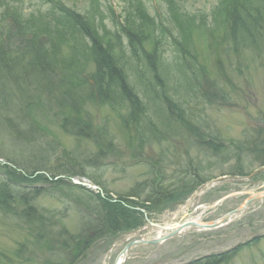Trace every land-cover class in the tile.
Instances as JSON below:
<instances>
[{"label": "rangeland", "instance_id": "obj_1", "mask_svg": "<svg viewBox=\"0 0 264 264\" xmlns=\"http://www.w3.org/2000/svg\"><path fill=\"white\" fill-rule=\"evenodd\" d=\"M169 1L61 0L58 4L54 0V11L48 12L49 4H41L40 0H26L22 11L11 14V16L30 18V21L35 20L40 26L44 23L46 15H50L49 13H53L54 18L51 21L55 23L59 22L56 19L59 18L57 15L59 13H70L77 9L88 13L89 21L97 27L98 34H101L103 40L115 45V53L119 51L120 45L124 47L126 59H129V62L124 61V65L131 75L132 84L139 91L146 87V84L139 79V75L149 71L148 61L145 54H141L142 61L137 64L136 62L139 61L136 56L129 53L128 38L124 29L126 7L129 8L133 4L135 8L137 2H142L146 6L150 16L156 21V35L159 39L162 38L161 43L165 48L164 69L159 68V72L163 74L166 86L161 87L154 83L161 93L154 94L151 91L143 97L144 102L149 105V113L153 117H156V112L161 115L162 122L158 118L156 120L163 131L149 139L153 141L151 144L144 143L143 147L142 144L140 146L141 138L138 134L135 132L132 134L123 126L122 109L114 110L110 105H100L96 100L88 99L84 112L93 125L84 130L87 138L78 139L71 133L77 128L73 129L68 121L65 122V119H70L68 117L70 109L61 106L64 102L60 99L67 97L61 95L60 89L52 96L46 94L37 98V103L42 100V103H47L46 101L50 99L52 105L50 109L37 111L30 109L29 105L35 103L32 99L28 104L24 102L22 105H18V100L13 101L8 107L9 113H4L0 109V154L4 157L3 162L0 161V187L3 181H9L8 176L15 172L18 178L11 177L12 182H7L5 187H14L12 193H24L25 190L26 193H42L36 198V203L40 208L47 209V212H53L55 215L51 214L54 215L51 220L55 219L58 225L67 228L66 231L69 233L76 232L80 217L73 209L68 213L69 209H66V205L72 203L74 193H85L80 187L68 182L75 174L82 175L81 179L85 176L86 179L99 180L101 186L111 191L114 197L125 196L131 191L138 193L135 198H127V200L134 199L136 206L140 204V208L146 211H141L142 223L145 226L148 225V221L174 224L189 216L195 218L200 216L198 221L211 222L223 212V209H228L231 205L227 201L220 208L216 206L215 201L209 205L208 203L214 200L215 196L230 193L232 194L230 201H243L249 195L264 190V180L250 187L224 184L219 189L212 188L207 193L190 197V186L179 189L183 187L184 182L180 183V181L187 174L185 173L187 170L192 171L195 168L199 176H215L230 173L234 169L233 162H221L222 158L218 157V151L208 146L200 147L195 143L190 145L192 154L189 152L193 161L188 162L185 150L188 146L186 141L191 137L188 130L197 134L199 128L203 127L200 130L206 134L217 135L212 141L218 150L222 148L221 142L238 143L246 154L243 156L244 162L255 157L257 153L254 149H264V32L260 33V36L256 35L257 43H251L253 41L249 38L245 41L240 39L241 41L236 42L235 48L231 38L229 42L224 41L225 46H221L219 52H216L213 47L218 45L226 30V11L220 16H214V12L222 8V6L218 7L219 0H171L172 3ZM171 6L182 18L193 19L192 22L196 25L201 24L202 28L194 29L191 33L190 44L191 53L196 57L195 65L193 64L191 70L196 71L198 75H194L191 71H188L187 76L183 75V70L188 69L185 50L182 45L178 46L182 41L183 32L175 20V12L171 10ZM31 11L34 13H26ZM3 17L0 13L1 21L5 18ZM1 21L0 28L4 27L3 24L10 23ZM162 27L168 28L169 33L162 32ZM5 39V34L0 33V42H4ZM11 40L13 41L14 38ZM69 40L74 42L73 39ZM16 44L21 46L19 41ZM16 44L11 45L18 48ZM153 44L154 40L145 43L148 52L153 49ZM71 45L61 43L60 53L69 56ZM162 46L160 50H163ZM188 57L191 55L188 54ZM201 67H205L208 78L200 72ZM89 70H93V67ZM190 73L192 77H190L191 81H188ZM152 75L150 72L149 76H146L153 79ZM11 87V85L7 86L8 92ZM86 88H90V85L88 84ZM170 99L174 103L173 112L166 102ZM182 114L183 120L180 118ZM70 115L74 116V113ZM186 121L190 128L180 129L188 125ZM171 126H174L175 130L170 131ZM163 135L167 137L163 138ZM214 145L211 143L210 146L214 148ZM108 149L110 150L107 152ZM178 157H181L179 166L176 165ZM74 161L78 166H73ZM250 166V164L245 165L247 169ZM257 166V163L252 164L251 169ZM69 170H72L71 175L67 173ZM176 172L184 173L179 177ZM259 172L258 175L264 176V170ZM155 176L163 179L162 184L165 187L177 186L180 183L177 186L179 190H175L181 193V197L189 198L176 206L170 207V203H164V207L156 206L157 209H151L147 206V198L145 199L150 191L149 188L140 193L135 187L139 182L142 183L147 179L152 183ZM191 176L188 179L193 181L194 177ZM23 177L25 181L21 180ZM45 177L50 179L35 181ZM131 203L135 205L134 202ZM253 211L254 217H251L249 213ZM58 227L53 228V237L55 235L57 237ZM150 229L142 232V236L155 238L159 235L158 229ZM261 233H264V201L252 203L241 216L220 228L187 230L162 244L134 246L128 251L129 259L125 264H189L203 256L230 251L236 245L252 240L253 236ZM138 235L130 232L102 240L93 244V248L90 246L91 248L76 261H71L68 253L57 255L56 260L58 264L67 262L113 264L124 245L130 240L128 238ZM26 236L27 230L0 216V264H44L48 260L47 252L44 250L36 254L35 262L26 260L32 256L30 249L26 250L23 259L15 254L19 244L29 238ZM61 259L65 260L61 261ZM223 264H264V238L241 248Z\"/></svg>", "mask_w": 264, "mask_h": 264}, {"label": "trees", "instance_id": "obj_2", "mask_svg": "<svg viewBox=\"0 0 264 264\" xmlns=\"http://www.w3.org/2000/svg\"><path fill=\"white\" fill-rule=\"evenodd\" d=\"M169 3H172V1L170 0ZM219 4L218 7L222 6V8H218L219 10L214 12V16H220L226 11V30L225 35L222 36L223 40L220 39L217 47H213L214 50H219L221 46H225L224 41L229 42L231 38L235 48L236 42L240 39L245 41L249 38L253 41L251 43H257L256 35L260 36V33L264 32V0H219ZM171 10L175 12V20L181 26L183 32L182 41L178 43V46L182 45L185 50L188 69L183 70V75L186 76L196 60L190 50L191 33L194 29H199L201 24L196 25L192 22L193 19L182 18L173 6H171ZM125 12L126 23L124 29L128 38L129 53L136 56L139 61L136 62L137 64L142 61L141 54H145L148 61L149 71L139 75V79L146 84L143 95H148L151 91L154 94H159L155 84L163 85V74L159 72V68L164 69L163 55L165 54V48L161 43L162 38L159 39L156 35V21L150 16L142 2H137L135 8L133 4L129 8L126 7ZM6 13L10 16L9 14L15 12ZM85 14L75 13L73 15H61L56 18L59 21L56 23L57 32L51 29L54 22L44 21L42 25L38 26L35 20H31L33 22L31 23L29 20L23 21L20 19L21 16L19 18L11 17L12 22H14V29H7L8 32L21 34L22 36L25 33L34 35L39 33L41 29H46V32H54V37L59 39V43L51 49L47 47L38 48L36 43L27 42L20 46L12 41L9 35H5V41L0 42V82L2 84L0 86V109L4 113H9L8 107L11 106L13 101L18 100L19 96L20 100H26L27 104L31 99L34 100L35 103L29 105L30 109L32 108L34 111L47 110L52 108L51 102H49L50 99L46 101L47 103H42L43 100L37 103V98H41L46 94L52 96L60 89L61 95L67 97L66 99L63 97L60 99L64 102L61 106L70 109L68 115L70 119H65V122L68 121L73 129L77 128L71 133L78 139L87 138L84 130L93 125L84 112L86 99H88L96 100L100 105H110L114 110L122 109L124 113L121 116L124 127L132 132L131 126H133L136 131L134 132L142 136L143 140L147 142L151 134L158 133L160 126L156 119L158 118L162 122L161 115L156 112V117H153L149 113V105L144 102L135 85L132 84L131 75L124 65L126 59L124 47L120 45L119 51L121 53L119 51L115 53V45L110 41L105 42L103 40L101 34H98L97 27L89 21L90 16L88 13ZM34 23L35 25H33ZM161 29L162 32L169 33L168 28L162 27ZM69 39H73L74 42H70ZM148 40H154L153 49L150 52L147 51L145 45ZM13 43L18 48L12 47L11 44ZM61 43L72 44L69 56L60 53L59 45ZM161 46L163 50H160ZM188 54L191 57H188ZM186 64L184 65L186 66ZM90 67H93V70H89ZM201 71L206 76L205 67H201ZM150 72L153 74V79L144 80L145 75ZM147 81L150 83H147ZM88 84L90 88H86ZM8 85L12 86L9 92L6 89ZM59 102H57L58 105ZM167 102L169 103L168 108L172 109L173 112L174 103L172 99L167 100ZM70 113H74V116ZM180 118L184 119L183 114ZM186 122L188 124V121ZM187 127H190V125L188 124ZM82 133L84 134L82 135ZM202 137L200 134L199 140ZM206 143L211 149L216 150V148L210 146L211 143L208 140ZM75 165H77L76 161L73 162V166ZM67 173L71 175L72 170ZM11 177L18 178L15 172H12L8 178L12 180ZM21 180H24V177ZM35 181H42V179H35ZM6 183L4 180L3 185L0 187V215L27 230L29 238L20 243L15 250V254L21 259L25 258L27 249L32 250V256L26 259L27 261L35 262L36 254L43 250L48 255V260L44 264H58L57 255L63 253H68L71 261H76L90 248L93 241L105 235L130 231L142 223L141 214L132 207L134 205L124 196H119L116 200L109 195L103 198L100 194L76 186L80 187L83 192L85 191V193L76 194L72 201V203L78 205L83 219L78 230L69 233L66 228L59 225L58 227L56 220H51V217L55 215L53 212H47V209L40 208L36 203L37 196L42 193H12L14 187L9 186V188H6ZM157 183H159V180L153 181L150 193H171V189L161 185L159 188L163 191L157 189V187L156 191L155 185L157 186ZM180 183H183V187H179V189L189 186V182L183 179ZM177 186H173V191L179 190ZM55 226L59 229L57 237L56 235L53 237ZM193 264H197V262H193Z\"/></svg>", "mask_w": 264, "mask_h": 264}, {"label": "bare ground", "instance_id": "obj_3", "mask_svg": "<svg viewBox=\"0 0 264 264\" xmlns=\"http://www.w3.org/2000/svg\"><path fill=\"white\" fill-rule=\"evenodd\" d=\"M56 3H58V4H60L61 3V0H56ZM49 6H51V5H49ZM50 9V8H49ZM64 13V12H63ZM75 13H79V14H81V15H86L85 14V12H80L78 9L77 10H75V11H73V12H67V13H64V14H62V15H68V14H71V15H73V14H75ZM48 22H50V23H53L54 21H48ZM51 29H53V30H55L56 32L58 31V28H57V26H56V23L54 22V24H53V26L51 27ZM46 29H41V31L39 32V33H35L34 35H30V34H24V35H22L21 36V34H19V35H17V34H15V33H12V32H8L6 29H4V27H1L0 28V33H3V34H7V35H9V38L11 39V38H14V42L16 43L17 41H19L21 44H26V42L27 43H36L37 44V46H38V48L39 47H47V48H55L56 46H57V44L59 43V39H55L54 38V32L53 31H48V32H46L45 31ZM27 37V38H26ZM31 40V41H30ZM51 51V50H50ZM126 57V56H125ZM125 62H129V59H125ZM16 67V66H15ZM0 86H2V84H1V82H0ZM17 96H18V94H16ZM14 99H16V97H14ZM26 100H20V97L18 96V105H22L24 102H25ZM4 121V120H3ZM174 127H170L169 129H170V131H173V130H175V129H173ZM163 130L162 129H159V133L160 132H162ZM163 138H166L167 136L166 135H163L162 136ZM228 143H224L223 144V147H227L226 145H227ZM230 147H231V150L233 149V147H234V144L233 145H230ZM256 155H255V157L256 158H260V157H262L263 158V156H264V153L263 152H260L259 153V150L258 151H256ZM4 157H3V155H1L0 154V161H2V159H3ZM254 158V157H253ZM179 160H181V157H178L177 159H176V165L177 166H179V165H181V163H180V161ZM177 172L179 171V169H177L176 170ZM185 172V171H184ZM183 172V173H184ZM71 184L72 185H75V186H80V187H83V188H85L86 190L88 189V190H90L91 192H93V193H96V194H100V193H107V194H105L104 196H103V198H105L106 196H108V193H112L111 191H109V190H107L106 188H104V187H102V186H98V185H96V184H94V180H89V181H86V180H78V181H74V182H71ZM83 185V186H82ZM87 187V188H86ZM92 189H95L96 190V192H94ZM76 194H79V193H74V195H73V197H72V201H73V199H74V196L76 195ZM101 195V194H100ZM168 199H170V200H172V199H179V197L177 196V192L176 191H171V193H165L164 194V196L161 198V203H164V202H166ZM147 203H148V207H150L151 209H157L156 208V206H158V204H152V203H150V202H148V201H146ZM151 204V205H150ZM159 226V225H158ZM169 226H171V225H169ZM154 227V226H153ZM154 229H158V234H162V232H163V230L160 228V227H158V228H156V227H154ZM154 229H152V230H154ZM124 255L121 257H119V261H122V260H124Z\"/></svg>", "mask_w": 264, "mask_h": 264}, {"label": "water", "instance_id": "obj_4", "mask_svg": "<svg viewBox=\"0 0 264 264\" xmlns=\"http://www.w3.org/2000/svg\"><path fill=\"white\" fill-rule=\"evenodd\" d=\"M250 200H251V199H250ZM250 200H248V202H249ZM248 202H247V203H248ZM247 203H246V204H247ZM246 204H245L243 207H241V208H239V209H237V210H235V211H233V212L228 213L227 215H225V216L222 218L221 221H216V222H214V223H212V224L200 225V224H196V223H190V222H187V223H185V224H181V225L179 224V225H177V228H176L173 232H171L169 235H167L166 237H163V238H160V239H152V240H149V241H144L143 239H136V240H133V241H131L129 244H127V246L123 249L121 255H124V254L126 253L128 247H130L131 245H134V244L137 243V242H145V243H157V242H161V241H163V240H165V239H168V238H171V237L177 235L178 233H180V231H181L184 227H186V226H188V225H191V224H195V225H198V226H200V227H217V226L221 225L224 221H226V220H227L231 215H233L234 213H239V212H240V211L246 206ZM115 264H118V260L115 262Z\"/></svg>", "mask_w": 264, "mask_h": 264}, {"label": "flooded vegetation", "instance_id": "obj_5", "mask_svg": "<svg viewBox=\"0 0 264 264\" xmlns=\"http://www.w3.org/2000/svg\"><path fill=\"white\" fill-rule=\"evenodd\" d=\"M259 170L260 169L257 170V173L254 176V182L256 184H259L260 182H262V180H264V176L263 175H258L260 173Z\"/></svg>", "mask_w": 264, "mask_h": 264}]
</instances>
